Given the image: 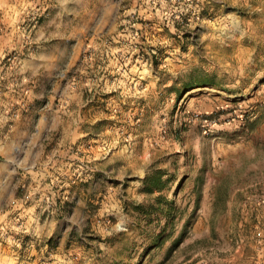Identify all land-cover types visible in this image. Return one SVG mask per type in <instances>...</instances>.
<instances>
[{"label":"rangeland","instance_id":"obj_1","mask_svg":"<svg viewBox=\"0 0 264 264\" xmlns=\"http://www.w3.org/2000/svg\"><path fill=\"white\" fill-rule=\"evenodd\" d=\"M52 4L0 0V106L48 143L0 264H264V0Z\"/></svg>","mask_w":264,"mask_h":264},{"label":"crops","instance_id":"obj_2","mask_svg":"<svg viewBox=\"0 0 264 264\" xmlns=\"http://www.w3.org/2000/svg\"><path fill=\"white\" fill-rule=\"evenodd\" d=\"M110 1L55 0V5L52 4V7H55L52 12L54 21L62 20L66 10H69L68 12L76 18L90 9L87 15L93 16L92 7L100 6L101 2ZM115 1L112 0V2ZM36 109L32 106L30 87H26V92L18 96H11L0 106V177H2L0 181L2 182L6 176H13L17 178V185H23L28 178H32V170L46 155L48 144L45 141L46 117L40 115L37 117L38 120L34 118L33 114L38 111ZM4 186L10 187L5 183Z\"/></svg>","mask_w":264,"mask_h":264}]
</instances>
